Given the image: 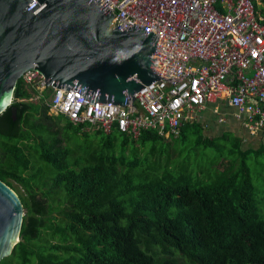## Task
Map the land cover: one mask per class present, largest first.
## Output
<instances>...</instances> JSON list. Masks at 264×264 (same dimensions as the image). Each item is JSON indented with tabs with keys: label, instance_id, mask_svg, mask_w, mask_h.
I'll list each match as a JSON object with an SVG mask.
<instances>
[{
	"label": "trees",
	"instance_id": "obj_1",
	"mask_svg": "<svg viewBox=\"0 0 264 264\" xmlns=\"http://www.w3.org/2000/svg\"><path fill=\"white\" fill-rule=\"evenodd\" d=\"M28 96L17 80L0 115V180L24 213L20 241L0 264H264V190L261 206L248 165L261 161L264 174V145L243 151L241 138L207 140L192 123L169 140L95 132L106 155L82 159L73 137L88 133ZM148 143L165 149L153 147L154 166L144 168L136 149ZM179 143L207 166H190L177 148L169 166Z\"/></svg>",
	"mask_w": 264,
	"mask_h": 264
},
{
	"label": "built area",
	"instance_id": "obj_2",
	"mask_svg": "<svg viewBox=\"0 0 264 264\" xmlns=\"http://www.w3.org/2000/svg\"><path fill=\"white\" fill-rule=\"evenodd\" d=\"M114 24L160 37L153 57L160 79L124 107L87 102L33 70L17 79L31 103L44 100L83 134L116 131L136 140L155 132L169 140L192 124L204 104L224 100L249 132L264 128V0H102ZM25 101V100H20Z\"/></svg>",
	"mask_w": 264,
	"mask_h": 264
},
{
	"label": "water",
	"instance_id": "obj_3",
	"mask_svg": "<svg viewBox=\"0 0 264 264\" xmlns=\"http://www.w3.org/2000/svg\"><path fill=\"white\" fill-rule=\"evenodd\" d=\"M148 30L116 26L102 0H0V115L27 70L44 77V89L124 107L160 79L153 57L160 37ZM23 214L16 192L0 180V260L20 241Z\"/></svg>",
	"mask_w": 264,
	"mask_h": 264
},
{
	"label": "rangeland",
	"instance_id": "obj_4",
	"mask_svg": "<svg viewBox=\"0 0 264 264\" xmlns=\"http://www.w3.org/2000/svg\"><path fill=\"white\" fill-rule=\"evenodd\" d=\"M212 121L213 122H211L210 128L201 126L202 136L206 138L207 140L219 138L222 133H228L227 131L236 132V133L238 132V129H239L238 127L237 129H233V128L226 129L224 125L220 126L217 123L216 119ZM262 130L259 131L254 136L249 135L245 132L244 134L242 133V135H244L243 136L244 138H241L243 141L241 149L243 151H246L248 149L257 151L261 149V146L264 145V131ZM66 137L72 138L73 135L71 132L63 131V138H66ZM73 140H74V148L76 149V153L79 157H82V159L87 158L90 154L106 155V151L104 150V147H103V137L102 136H98L96 134L90 133L87 135V137H84V136L73 137ZM155 146L152 145L151 143H148L145 146L146 148L137 147L136 156H137V159H140L139 161H141L142 167L149 168V167L154 166V163L152 162L154 158L152 159L149 152ZM189 147H190V144L188 143L187 144L179 143L178 145H175V147L171 146V148L168 150L169 166H171L175 161H180L181 159L178 155V152L173 150L175 148H177L178 151H184V155L182 156L183 160L190 161V166L196 162L199 163L201 166H207V161L205 160V158L200 160L198 157L195 158V155L193 153L188 152ZM164 149H165L164 146H161L159 144L156 146V150L160 152H162ZM188 154H189V158L187 156ZM115 155L118 156L117 151H115ZM133 159H134V155L129 154L128 161H132ZM165 159L166 157L163 156L161 157L160 160L165 162ZM261 164H262L261 161L256 162L254 160H250L248 162V165L251 169L253 184L255 185L256 191H257L256 197H257V200L259 201V204L262 206V192L264 190V182H263L264 174L262 172L263 168L261 167Z\"/></svg>",
	"mask_w": 264,
	"mask_h": 264
},
{
	"label": "crops",
	"instance_id": "obj_5",
	"mask_svg": "<svg viewBox=\"0 0 264 264\" xmlns=\"http://www.w3.org/2000/svg\"><path fill=\"white\" fill-rule=\"evenodd\" d=\"M215 119L220 126L224 125L226 129H237L238 127L239 129L237 133L227 131L228 134L237 138H244V135H242L244 132L249 135H255L249 132L248 128L244 126L242 120L237 119L236 111L230 108L224 100H215L213 102L206 103L201 108L197 109L195 111L193 123L198 124L200 127L210 128V124L213 122L212 120Z\"/></svg>",
	"mask_w": 264,
	"mask_h": 264
}]
</instances>
